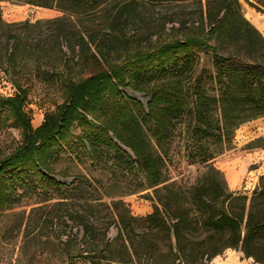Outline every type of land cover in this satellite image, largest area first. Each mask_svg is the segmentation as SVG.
I'll list each match as a JSON object with an SVG mask.
<instances>
[{
  "label": "trees",
  "instance_id": "obj_1",
  "mask_svg": "<svg viewBox=\"0 0 264 264\" xmlns=\"http://www.w3.org/2000/svg\"><path fill=\"white\" fill-rule=\"evenodd\" d=\"M25 1L71 14L95 12L101 4V0ZM157 1H189L197 7L173 13L167 22L177 27L172 25L173 30L151 48L135 50L124 43L117 25L131 20L137 0L121 5L96 34L80 30L71 17L48 19L53 42L35 32L40 20L8 23L0 7V63L4 59L11 66L6 73L17 90L0 95V112L21 129L20 144L0 159V209L15 200L11 171L27 172L42 189L61 194L75 183L92 187L84 174L65 184L55 173L58 152L72 147V130L79 123L85 127L79 142L89 160L96 163L100 153L110 152L116 173L135 177V190L153 188L156 195L153 210L144 217L132 215L122 200L113 202V216L103 235L112 222L117 235L103 248L110 252L121 240L136 257L115 264H141L148 255L151 264H210L228 248L264 264V174L248 196L231 190L213 163L243 123L264 116V35L243 13L241 0ZM247 2L264 14V0ZM200 51L211 53L212 68L199 69ZM112 54L121 61L112 62ZM45 59L62 64L48 76L58 82L64 100L34 127L25 110L27 87L19 78L26 64L38 68ZM88 62L98 69L85 75ZM125 84L145 92L146 109L139 100L121 97L119 86ZM177 135L184 140L188 163L207 167L189 185L167 182L165 175L169 146ZM93 188L94 200H99L101 189ZM139 224L147 230L137 233ZM82 225L85 235L98 238L101 226L96 221Z\"/></svg>",
  "mask_w": 264,
  "mask_h": 264
},
{
  "label": "rangeland",
  "instance_id": "obj_2",
  "mask_svg": "<svg viewBox=\"0 0 264 264\" xmlns=\"http://www.w3.org/2000/svg\"><path fill=\"white\" fill-rule=\"evenodd\" d=\"M128 1L131 0H101L96 11L88 14H71L69 11L42 7L25 0H0V7L2 19L8 23L26 20L35 23L40 20V24L34 28L35 32L53 42V26L46 23V20L59 16L71 17L80 30L96 34L104 27L107 18L112 17ZM241 3L245 16L252 12L253 16L246 17L264 35V29L258 27L255 21L258 18L260 22H264V14L251 7L247 0H241ZM196 7L190 5L189 1L137 0L131 20L125 25L119 22L117 27L121 29L124 43L130 50L151 48L173 30L172 25L177 27L176 23L167 22L173 13H185L196 10ZM46 47L49 48V45ZM64 49L67 50L65 45ZM199 55V69L212 68L211 53L200 51ZM111 61L119 63L121 58L112 54ZM46 62L47 59L38 68L32 63L26 64L23 67L24 73L19 78L21 84L27 87L25 110L34 127L41 125L45 113L53 111L64 100V93L58 82L48 76L52 68H62V64ZM84 68L85 75L98 69L89 62L84 64ZM6 69L10 70L11 66L3 59L0 63V95L10 96L17 90ZM119 90L125 100H139L146 109L149 97L144 91L130 84L119 86ZM84 131V125L75 124L72 130V147H64L58 152L54 168L57 178L65 184H71L75 176L84 174L92 187L75 183L71 185L70 192L61 194L52 189H42L27 172L19 174V171H11L15 200L9 207L0 209V264H115L120 260L136 259L132 256L130 246L125 248L121 240L113 244L112 251L106 252L104 244L107 240L112 242L116 237L117 227L112 222L106 236L103 235V230L112 219L114 201L122 200L132 215L144 217L153 210L155 192L153 188L135 190L138 187L137 179L121 172L116 173V168L111 166L113 159L110 152L100 153L96 163L89 160L79 142ZM112 137L123 150L131 153L129 148ZM20 142L21 129L13 124L5 112H0V159L12 153ZM100 147L104 146L100 144ZM183 147L184 140L177 135L169 146L165 167V175L169 179L167 182L176 181L189 185L206 171L205 164L188 163ZM263 157L264 116L243 123L235 131L233 142L213 159V163L223 172L231 190L251 196L260 176L264 174ZM228 165L243 168L241 179L235 185H231L227 178ZM95 186L101 189L99 200H94ZM87 221H96L101 226L98 238L84 234L82 223ZM138 226L137 233L147 230L145 224ZM125 243L128 245V242ZM218 255L220 254L216 256ZM141 264H151V257L143 256Z\"/></svg>",
  "mask_w": 264,
  "mask_h": 264
},
{
  "label": "crops",
  "instance_id": "obj_3",
  "mask_svg": "<svg viewBox=\"0 0 264 264\" xmlns=\"http://www.w3.org/2000/svg\"><path fill=\"white\" fill-rule=\"evenodd\" d=\"M210 264H259L251 257L244 256L243 252L237 249L228 248L222 254L216 256Z\"/></svg>",
  "mask_w": 264,
  "mask_h": 264
},
{
  "label": "bare ground",
  "instance_id": "obj_4",
  "mask_svg": "<svg viewBox=\"0 0 264 264\" xmlns=\"http://www.w3.org/2000/svg\"><path fill=\"white\" fill-rule=\"evenodd\" d=\"M251 15L253 16L252 12L246 14V16L248 18ZM255 21L258 23V25H259L258 27L264 29V22H260V20L258 18H255ZM226 172H227V178H228L230 184L231 185H235L241 179V176H242V173H243V168H238L235 165H228L226 167Z\"/></svg>",
  "mask_w": 264,
  "mask_h": 264
}]
</instances>
